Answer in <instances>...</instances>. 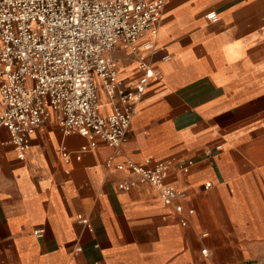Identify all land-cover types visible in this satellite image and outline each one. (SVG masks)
Masks as SVG:
<instances>
[{"label":"crops","instance_id":"0c3cea01","mask_svg":"<svg viewBox=\"0 0 264 264\" xmlns=\"http://www.w3.org/2000/svg\"><path fill=\"white\" fill-rule=\"evenodd\" d=\"M105 55L126 86L158 73L118 145L50 112L19 158L0 126V264H264V0H167L155 35ZM160 160L180 212L128 169Z\"/></svg>","mask_w":264,"mask_h":264},{"label":"built area","instance_id":"2783aa9c","mask_svg":"<svg viewBox=\"0 0 264 264\" xmlns=\"http://www.w3.org/2000/svg\"><path fill=\"white\" fill-rule=\"evenodd\" d=\"M166 1L0 0V126L9 130L19 158L30 145V131L50 112H55L63 132H78L91 140L100 137L111 145L124 139L135 101L145 91L148 78L158 73L140 61L142 76L126 86L105 54L117 44L134 48L144 34L155 35ZM205 16L217 19L214 10ZM143 47L150 49L153 43L146 41ZM97 80L109 100L117 102L110 113L100 112ZM191 163L178 167L186 172ZM169 165L160 160L152 165L130 163L128 169L157 186L161 201L174 204L180 212L182 205L175 201L185 193L165 181ZM79 220L88 224L81 215ZM181 224L186 221L182 219ZM201 252L207 253L204 248Z\"/></svg>","mask_w":264,"mask_h":264}]
</instances>
